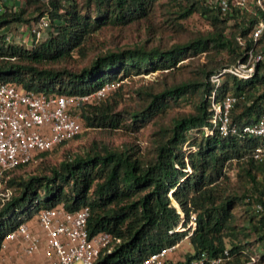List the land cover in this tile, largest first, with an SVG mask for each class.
Masks as SVG:
<instances>
[{
	"label": "trees",
	"instance_id": "obj_1",
	"mask_svg": "<svg viewBox=\"0 0 264 264\" xmlns=\"http://www.w3.org/2000/svg\"><path fill=\"white\" fill-rule=\"evenodd\" d=\"M0 5L4 9L0 13V83L69 96L88 95L105 82L120 81L101 101L83 106L82 128L135 133L169 107L191 103V111L153 132L149 155H143L134 143L92 142L80 154L67 155L57 164L42 162L25 177L8 176L4 187L14 191L0 206V242L39 210L62 204L68 211L87 207L88 235L100 231L110 235L108 248L94 264H133L183 238L190 252L169 264H185L201 252L209 256L225 252L220 264H244L252 253L255 264H264V215L254 209V204L264 209V159L251 155L257 139L213 132L190 141L192 150L184 147L187 129L209 123L214 89L210 75L244 60L249 50L262 55L252 75L247 79L220 76L215 100L226 94L234 97L228 116L237 128L255 122L264 111V30L252 41L248 37L252 18L219 16L200 0H22L20 5L0 0ZM160 5L172 10L166 12L165 23L173 32L181 31V20L195 12L209 29L167 47L146 46L145 39L106 48L86 63L73 65L75 56L86 60L101 31L150 23ZM44 15L48 26L38 42L29 47L4 42L9 26H30ZM149 27L146 32L153 36L155 28L151 23ZM200 56L203 63L197 65L193 77L169 85L164 82L157 91L138 86L130 91L137 105L121 107L126 79L181 72ZM49 153H40L36 160ZM230 171H234V182ZM240 205L246 206V216L238 226L234 210ZM192 214L194 228L190 230L187 222ZM178 225L181 230H176Z\"/></svg>",
	"mask_w": 264,
	"mask_h": 264
},
{
	"label": "built area",
	"instance_id": "obj_2",
	"mask_svg": "<svg viewBox=\"0 0 264 264\" xmlns=\"http://www.w3.org/2000/svg\"><path fill=\"white\" fill-rule=\"evenodd\" d=\"M19 5L22 0H15ZM203 6L213 9L219 16L247 15L254 20L248 37L255 41L264 30V0H200ZM4 11L0 5V13ZM48 26L47 17L41 16L30 26L12 25L4 33V42L12 41L30 46L38 42ZM28 36V38H27ZM238 43L242 42L238 39ZM262 55L252 50L247 52L244 60L220 69L219 73L210 75L214 89L210 95L211 116L209 123L199 128L186 131L189 142L200 136L213 132L224 137H253L257 143L252 149L253 159H264V111L258 119L237 128L229 123V111L235 101L226 94L215 100V88L220 76L229 74L237 79L249 78L255 63ZM120 81L105 82L95 92L88 95L54 96L36 93L13 84L0 83V186L7 178V173L18 165L35 161L38 155L51 151L60 144L72 140L81 130V112L88 102L98 103L114 91ZM12 187H4L0 192V206L13 193ZM256 212L264 215V209L254 204ZM88 209L82 206L68 211L62 204L39 210L30 220L21 222L4 235L0 242V264H21L24 258L41 253L46 264H94L101 251L108 248L110 235L100 231L88 235L86 219ZM194 215L190 216L187 227L194 228ZM33 221V222H30ZM34 226L36 229H34ZM176 230H181L179 225ZM15 248L12 251L10 246ZM178 242L149 253L139 262L133 264H169L174 263L170 255ZM222 255L209 256L199 253L185 264H220L225 260ZM253 261V259L251 258Z\"/></svg>",
	"mask_w": 264,
	"mask_h": 264
},
{
	"label": "rangeland",
	"instance_id": "obj_3",
	"mask_svg": "<svg viewBox=\"0 0 264 264\" xmlns=\"http://www.w3.org/2000/svg\"><path fill=\"white\" fill-rule=\"evenodd\" d=\"M165 1V0H162ZM171 10L167 5L158 6L152 16L151 24L155 28L153 36H150L148 32H146L147 28H150V23L148 22H140L139 24H134L128 26L124 29H106L101 31L97 35V40L93 44L94 48L91 49L85 58L86 60L79 59L75 56L74 60L76 63L73 65H82L86 63L95 53L103 52L106 48L114 49L115 47H125L133 45L134 43H138L143 40H147L146 46L157 45L160 47H167L172 43H176L179 41H184L188 37L197 34L203 33L207 31L208 24L207 21L202 18L197 12L191 14L187 19L181 20L183 29L178 32H173L169 29L168 25L165 23L167 19L166 12ZM172 11V10H171ZM28 38V36H27ZM103 48H101L102 46ZM203 63V58L200 56L198 59H193L189 66L185 67L181 70V72H172L167 73H158L153 72L143 77L133 76L131 78L123 81L122 85V99L121 107L131 109L134 108L138 101L137 99L130 93L132 89L137 88L138 86L145 85L149 88H152L154 91L159 90L163 83L169 85L172 82L178 81L180 79H185L189 77H193L194 70L197 65ZM191 111V103L183 102L181 104H177L169 107L165 113L156 117L153 122H148L144 124L137 132L135 133H126L119 129L113 131L106 130H98L96 128H82V131L78 135L77 138L67 141L65 144L60 147H56L50 151V153L42 159H38L35 161L29 162L22 168L16 169L11 173L7 174L8 176L21 175L25 177L28 174H31L39 169L42 162L48 164H57L61 161L65 156H72L73 154H80L83 150H85L92 142L94 143H107L112 146H119L120 144H136L141 150L143 155H149L152 149L153 139L152 134L157 130L159 126H167L170 124V121L173 117L178 115L185 114ZM42 160V161H40ZM230 179L232 182L235 181L234 171L229 172ZM6 179V178H5ZM4 183L0 186V192L3 191ZM246 206H238L234 210L236 215V225L241 226L244 223V216ZM253 236H250L248 240H251ZM190 252V247L187 242V239L183 238L178 242V246L175 251L170 255L172 260H181L185 253ZM251 257L244 264H255L256 256L255 254L250 255ZM253 259V261L251 260ZM230 264V263H227ZM237 264V263H235Z\"/></svg>",
	"mask_w": 264,
	"mask_h": 264
},
{
	"label": "crops",
	"instance_id": "obj_4",
	"mask_svg": "<svg viewBox=\"0 0 264 264\" xmlns=\"http://www.w3.org/2000/svg\"><path fill=\"white\" fill-rule=\"evenodd\" d=\"M30 222H33V221H30ZM34 229H36L35 226H34ZM10 248L13 251L15 247L11 245ZM21 264H46V261L44 260L41 253H37L32 257L22 259Z\"/></svg>",
	"mask_w": 264,
	"mask_h": 264
},
{
	"label": "water",
	"instance_id": "obj_5",
	"mask_svg": "<svg viewBox=\"0 0 264 264\" xmlns=\"http://www.w3.org/2000/svg\"><path fill=\"white\" fill-rule=\"evenodd\" d=\"M175 205V204H174Z\"/></svg>",
	"mask_w": 264,
	"mask_h": 264
}]
</instances>
